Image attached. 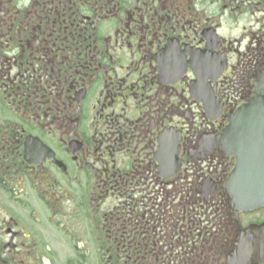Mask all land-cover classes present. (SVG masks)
Masks as SVG:
<instances>
[{
  "label": "flooded vegetation",
  "instance_id": "af4514ba",
  "mask_svg": "<svg viewBox=\"0 0 264 264\" xmlns=\"http://www.w3.org/2000/svg\"><path fill=\"white\" fill-rule=\"evenodd\" d=\"M259 96L264 0H0V264H264L217 141Z\"/></svg>",
  "mask_w": 264,
  "mask_h": 264
},
{
  "label": "water",
  "instance_id": "95a60500",
  "mask_svg": "<svg viewBox=\"0 0 264 264\" xmlns=\"http://www.w3.org/2000/svg\"><path fill=\"white\" fill-rule=\"evenodd\" d=\"M220 143L237 157L228 182L236 205L264 206V97L251 100L230 118Z\"/></svg>",
  "mask_w": 264,
  "mask_h": 264
}]
</instances>
